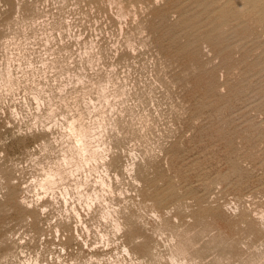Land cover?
Masks as SVG:
<instances>
[{
	"label": "rangeland",
	"instance_id": "1",
	"mask_svg": "<svg viewBox=\"0 0 264 264\" xmlns=\"http://www.w3.org/2000/svg\"><path fill=\"white\" fill-rule=\"evenodd\" d=\"M0 264H264V0H0Z\"/></svg>",
	"mask_w": 264,
	"mask_h": 264
}]
</instances>
